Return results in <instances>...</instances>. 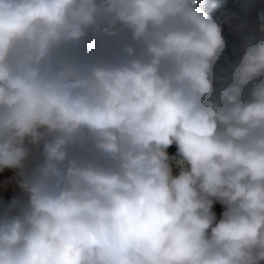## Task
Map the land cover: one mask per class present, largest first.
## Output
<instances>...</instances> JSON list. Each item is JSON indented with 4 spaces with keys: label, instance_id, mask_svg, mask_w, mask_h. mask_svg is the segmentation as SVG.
<instances>
[{
    "label": "clouds",
    "instance_id": "clouds-1",
    "mask_svg": "<svg viewBox=\"0 0 264 264\" xmlns=\"http://www.w3.org/2000/svg\"><path fill=\"white\" fill-rule=\"evenodd\" d=\"M0 264H264V0H0Z\"/></svg>",
    "mask_w": 264,
    "mask_h": 264
},
{
    "label": "rangeland",
    "instance_id": "rangeland-1",
    "mask_svg": "<svg viewBox=\"0 0 264 264\" xmlns=\"http://www.w3.org/2000/svg\"><path fill=\"white\" fill-rule=\"evenodd\" d=\"M173 151H174V149H173Z\"/></svg>",
    "mask_w": 264,
    "mask_h": 264
}]
</instances>
